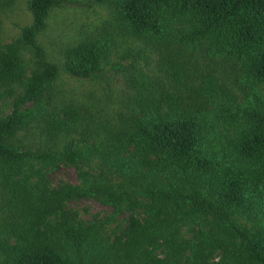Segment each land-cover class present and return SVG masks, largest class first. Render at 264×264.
I'll use <instances>...</instances> for the list:
<instances>
[{
	"label": "trees",
	"instance_id": "16d2710c",
	"mask_svg": "<svg viewBox=\"0 0 264 264\" xmlns=\"http://www.w3.org/2000/svg\"><path fill=\"white\" fill-rule=\"evenodd\" d=\"M63 1L31 0L34 22L23 40L39 52L35 36ZM95 1L111 9L119 34L154 49L157 73L147 76L133 62L122 100L127 114L116 121L103 118L104 109L89 115L86 104L70 103L63 110L72 125L42 112L56 65L21 81L25 90L14 107L32 99L36 110L13 108L0 118V263L264 264V0ZM114 39L108 34L69 50L67 72L100 78L112 64ZM6 58L19 60L0 50V84L12 71ZM113 67L126 69L123 61ZM78 127L108 140L89 148L66 144L54 154L21 151L12 142L34 128L58 145L60 132ZM123 143L133 145L129 155L115 153ZM31 159L75 164L83 186L29 184ZM89 193L114 208L144 206L148 218H132L119 236L107 231L110 218L78 222L64 204ZM200 218H211L208 227L183 237V225ZM158 246L166 247L165 257L155 254ZM216 249L219 261L211 260Z\"/></svg>",
	"mask_w": 264,
	"mask_h": 264
},
{
	"label": "rangeland",
	"instance_id": "374dc122",
	"mask_svg": "<svg viewBox=\"0 0 264 264\" xmlns=\"http://www.w3.org/2000/svg\"><path fill=\"white\" fill-rule=\"evenodd\" d=\"M33 22L31 0H0V50L15 53L19 58L18 62L14 64L7 58L5 60L6 66L9 65L12 71L7 75L6 81L0 84L1 119L13 108L20 112H25L27 109L36 110L32 99L22 102L18 107H14V104L25 90L21 81L32 77L35 72L45 69L46 64L56 65L58 76L55 83L46 88L43 93L42 112L48 116L51 114L59 116L60 119L71 125L73 120L63 110L70 103H74L78 107L86 104L87 108L85 109L89 115L97 113L98 109H104L105 112L100 111L99 114L103 118L107 116L116 121L119 119V112L127 114L126 103L123 104L122 100L128 101L129 73L127 71L135 70L131 68L133 62L137 66L136 69H141L147 76L153 77L157 73L155 70L160 56L150 46H145L142 41L127 39L119 34L118 29L113 26L112 11L105 4L95 0H64L61 5L53 7L46 19L45 27L36 34L34 39L41 52L23 40L25 28ZM108 34H112L116 38L114 41H110L112 44L109 59L112 64L123 61L126 67L125 71L112 68L111 64L103 69L100 78H79L70 75L66 70L67 52L82 43L97 41L100 37ZM129 48L133 50L131 51ZM138 51H142V54H137ZM15 66L16 68L13 69ZM160 77L167 80L163 76ZM81 131L78 127L70 133L60 132L62 135L57 145L37 129L23 128L15 134L12 142L15 146L20 147L21 151L26 150L36 154L38 152H59L66 144L89 148L94 144H104L108 140L105 137L106 134L103 136L81 133ZM133 150L132 144L123 143L115 153L129 155ZM26 167L29 184L38 181L51 190H58L64 184L83 186L82 174H79L80 170L75 164L65 161L51 163L31 159L26 161ZM39 168H41L42 174L33 172ZM1 189L0 186V191ZM65 208L76 215L75 218L78 222L84 224L97 216L101 219L110 218L107 231L112 236L121 235L126 227L131 225L132 218H136L140 222L148 218L144 206L114 208L113 205L92 193L67 200L64 204ZM4 219L5 216L0 211V223ZM209 221L211 218H200L196 222L188 221V224L183 225L182 236L193 237L201 227L205 225L208 227ZM9 241L13 243L14 238ZM216 250L212 253L211 260L219 261L221 251ZM154 251L159 257L167 255L165 246H158Z\"/></svg>",
	"mask_w": 264,
	"mask_h": 264
}]
</instances>
